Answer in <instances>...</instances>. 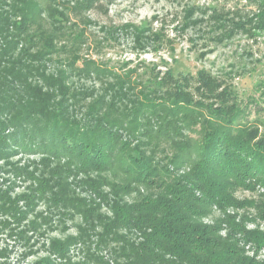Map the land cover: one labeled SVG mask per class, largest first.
<instances>
[{"label": "trees", "instance_id": "16d2710c", "mask_svg": "<svg viewBox=\"0 0 264 264\" xmlns=\"http://www.w3.org/2000/svg\"><path fill=\"white\" fill-rule=\"evenodd\" d=\"M93 1L75 0L73 7L84 9ZM68 3L0 0V157L16 147L38 149L44 155L66 157L70 170L98 172L100 177L116 159L125 164L144 191L130 202L112 200V216L98 217L103 233L123 244L126 264H264L243 244L252 243L256 251L264 247V230L248 228V216L238 220L225 213L213 222L204 221L213 206L253 204L237 199L234 185L250 187L252 178L264 185V138L258 127L239 121L246 110L237 96L202 72L197 99L187 87L164 78L149 80L136 91L138 86L127 75L109 90L111 101L103 97L78 108L76 103L91 95L72 92L65 71L48 73L46 61L60 51V34L39 22L45 12L53 20L68 19ZM257 20L254 27L264 28V12ZM147 113L161 118V128L167 129L163 133L171 141L172 169H161L140 150L130 152L132 142L124 134L138 139ZM198 125L201 137L195 144L170 134L171 130L183 135L184 127ZM186 160L188 169L175 173ZM100 177L92 183H101ZM117 187L131 190L129 184ZM64 199L67 205L79 202ZM121 230L137 233L140 241H131Z\"/></svg>", "mask_w": 264, "mask_h": 264}, {"label": "rangeland", "instance_id": "374dc122", "mask_svg": "<svg viewBox=\"0 0 264 264\" xmlns=\"http://www.w3.org/2000/svg\"><path fill=\"white\" fill-rule=\"evenodd\" d=\"M74 1L68 3V19L53 20L45 12L39 22L60 34V51L46 61L48 73L65 71L72 92L91 95L77 102L78 108L103 97L111 101L109 90L127 75L138 86L136 91L149 80L164 78L187 87L197 99L202 72L230 88L246 110L239 121L258 127L264 138V28L254 27L257 15L264 12V0H94L80 10L74 9ZM142 121L138 139L124 134L132 142L130 152L140 150L161 169H172L171 141L163 133L167 129L161 128V118L147 113ZM198 130L199 125L184 127L183 135L170 134L194 143L201 137ZM188 162L175 173L187 170ZM124 165L116 159L100 177L98 172L70 170L66 157L38 149L16 147L1 156L0 264H126L123 244L103 233L98 217L112 216V200L130 202L144 191ZM99 177L101 183H92ZM250 181V187L234 185L232 193L253 204L213 206L204 221L213 222L225 213L238 220L246 215L248 228L264 230V185ZM124 184L130 185L129 193L118 189ZM64 198L79 199V204L67 205ZM121 233L140 241L137 233ZM243 244L249 255L264 260V247L256 251L252 243Z\"/></svg>", "mask_w": 264, "mask_h": 264}]
</instances>
